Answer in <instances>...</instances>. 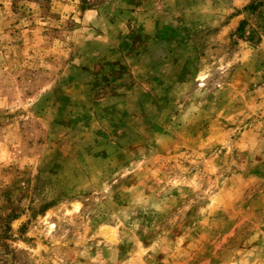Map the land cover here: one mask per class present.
Here are the masks:
<instances>
[{
	"label": "rangeland",
	"instance_id": "obj_1",
	"mask_svg": "<svg viewBox=\"0 0 264 264\" xmlns=\"http://www.w3.org/2000/svg\"><path fill=\"white\" fill-rule=\"evenodd\" d=\"M0 264H264V0H0Z\"/></svg>",
	"mask_w": 264,
	"mask_h": 264
}]
</instances>
